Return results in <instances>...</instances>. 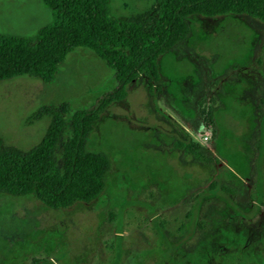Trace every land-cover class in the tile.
Listing matches in <instances>:
<instances>
[{
    "label": "rangeland",
    "instance_id": "1",
    "mask_svg": "<svg viewBox=\"0 0 264 264\" xmlns=\"http://www.w3.org/2000/svg\"><path fill=\"white\" fill-rule=\"evenodd\" d=\"M152 2L110 0V9L129 17ZM50 21L40 0H0V34L30 37ZM187 23L186 40L158 59L159 91L135 80L93 126L86 149L110 164L100 198L52 211L0 196V264H264V24ZM114 86L86 49L69 53L50 84L0 82V140L26 151L48 127L27 124L41 106L84 110ZM189 139L207 163L174 148Z\"/></svg>",
    "mask_w": 264,
    "mask_h": 264
},
{
    "label": "trees",
    "instance_id": "2",
    "mask_svg": "<svg viewBox=\"0 0 264 264\" xmlns=\"http://www.w3.org/2000/svg\"><path fill=\"white\" fill-rule=\"evenodd\" d=\"M40 2L50 12L49 24L30 37L0 34V82L28 77L50 84L76 49L93 52L115 82L84 110H72L67 102L37 109L27 124L43 118L49 124L32 148L21 151L0 140V196L33 197L52 211L101 197L110 164L106 154L86 149L93 126L112 104L126 100L135 80L144 77L150 94L159 91L158 59L186 40L189 17L246 16L264 24V0H153L129 17L114 16L110 0ZM207 118L212 122L211 113ZM174 148L208 162L190 139L176 141Z\"/></svg>",
    "mask_w": 264,
    "mask_h": 264
}]
</instances>
